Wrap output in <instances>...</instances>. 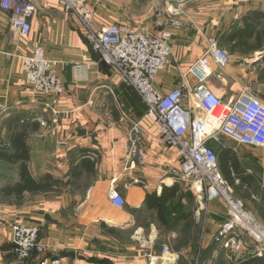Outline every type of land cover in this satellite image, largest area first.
I'll return each instance as SVG.
<instances>
[{
  "label": "crops",
  "instance_id": "crops-1",
  "mask_svg": "<svg viewBox=\"0 0 264 264\" xmlns=\"http://www.w3.org/2000/svg\"><path fill=\"white\" fill-rule=\"evenodd\" d=\"M250 2L202 0L188 9L193 20H183L181 28L171 29L173 60L187 68L202 54L207 38L233 45L226 38L243 28L244 18L254 11L264 14L261 1ZM86 5L99 13L97 26L115 21L156 34L155 23L166 18L165 11H160L166 6L162 0H95V4L86 0ZM199 10L207 13L206 22L198 21L202 20ZM126 11L134 14L127 18L115 14ZM139 12L149 14L138 18L135 13ZM38 47L55 63L64 87L54 103L32 92L21 66V57ZM240 49L246 54L238 61L247 62L246 68L239 69V62L233 60L225 81L216 86L233 95L248 84L264 104V57L259 60L260 54L249 56L252 51ZM75 64L82 66L79 81L73 78ZM177 77L172 63L157 87L162 84L170 90ZM145 111L116 72L99 61L76 18L66 15L54 0L37 1L27 39L12 33L7 14L0 11V264H164L173 260L172 264H233L246 258L248 246L230 258L214 242L218 225L226 219L222 201L208 202L202 211L192 191L188 200L178 199V191L175 198L158 204L165 191L188 185L170 176L177 167L173 151L160 141L151 121L140 124L144 162L125 170L127 137L132 123L141 121ZM226 142L231 147L223 148L233 150L248 180L240 187L235 178L231 187L264 231V145L253 148ZM16 144L25 147L31 179L49 176L59 180L60 186L43 193L5 194L4 189L20 181L22 162L4 160L1 155L21 154ZM112 181L125 200L122 208L108 200ZM171 202L179 209L190 204V209L167 210ZM13 224L37 228L44 253L33 252L19 260L11 241ZM164 247L167 254L162 252Z\"/></svg>",
  "mask_w": 264,
  "mask_h": 264
},
{
  "label": "built area",
  "instance_id": "built-area-1",
  "mask_svg": "<svg viewBox=\"0 0 264 264\" xmlns=\"http://www.w3.org/2000/svg\"><path fill=\"white\" fill-rule=\"evenodd\" d=\"M37 1L0 0V11L7 14L10 30L20 39L30 36ZM54 1L66 15L76 18L99 61L111 67L121 83L130 88L146 108L143 119L132 123L127 137L125 170L144 162L145 149L139 142L140 124L144 120L151 121L160 141L173 151L177 163L170 172L173 180L188 185L202 211L206 210V203L213 200L224 204L226 219L218 225L214 242L230 258L247 246L249 254L262 256L264 231L226 182L210 145L222 138L237 146L264 145V104L253 88L243 85L238 93L228 95L216 86L225 81L231 57L214 38H207L202 54L183 69L181 63L173 60L170 44L171 29L181 28L183 21L162 19L155 23L156 34L119 22L95 27L86 0ZM262 57L264 53L259 55V60ZM172 63L178 72V82L170 90H165L162 84L157 87L158 79L169 71ZM21 66L34 94L49 97L54 103L64 93L55 63L45 58L42 48L22 56ZM246 66L247 62L237 65L239 69ZM81 67L78 64L72 67L75 81H79ZM38 121L44 125L42 119ZM107 196L114 207H124L125 200L114 181L110 183ZM11 241L19 260L27 259L33 252L44 253L46 249L35 227L13 224ZM162 252L167 254L168 248L164 247Z\"/></svg>",
  "mask_w": 264,
  "mask_h": 264
},
{
  "label": "trees",
  "instance_id": "trees-1",
  "mask_svg": "<svg viewBox=\"0 0 264 264\" xmlns=\"http://www.w3.org/2000/svg\"><path fill=\"white\" fill-rule=\"evenodd\" d=\"M243 25L242 29L226 38L227 42H232L233 45H237L245 51H253L262 48V42L264 40V14L258 11L249 13L247 17L244 18ZM16 146L17 148H22L21 154L9 157L1 155L5 158L4 160H9L11 162L20 160L22 162L20 166V181L14 186L4 189L3 192L5 194L21 195L24 192L43 193L60 186L61 182L59 180H53L49 176L44 177L41 181L31 179L26 168L28 156L25 147L20 144H16ZM221 148L219 156L217 157L219 169L226 182L230 186H233L234 179L237 178L239 179L240 187H243L244 184H248V180L243 177V173L239 169V160L234 155L233 150L223 148V146ZM178 191V186H174L170 190L165 191L162 197L157 199V201H160L158 204H165L168 200L175 198ZM158 210L159 215L162 216L161 209ZM248 256L249 255H247L245 259L238 260L233 264H264V259L253 255L250 257Z\"/></svg>",
  "mask_w": 264,
  "mask_h": 264
},
{
  "label": "rangeland",
  "instance_id": "rangeland-1",
  "mask_svg": "<svg viewBox=\"0 0 264 264\" xmlns=\"http://www.w3.org/2000/svg\"><path fill=\"white\" fill-rule=\"evenodd\" d=\"M97 1L98 2H102L103 0H97ZM162 1L164 3H166V6L163 7L162 9H160V11H162V12L165 11V13H166L165 14V17L166 18H172V19L173 18L174 19L177 18V19H180L181 21H183V20L189 21V19H192V17H189L188 14L186 13V11L188 9H190L191 7H193V6L199 5V3L202 0H162ZM203 1H205V0H203ZM255 1H261L260 2L261 6L264 5V0H251L250 3L253 2L255 4ZM93 2L95 4V0H93ZM159 13H161V12H159ZM92 14H93V21H94L93 23H94V26L95 27H98L97 24L95 23V17H98L99 15H97V14H99V13L98 12H92ZM115 14L119 15L120 17L127 18V16L128 17H131V15L134 14V13L129 12V11H126V12H120V13H115ZM135 14H136V16H137V14H139L137 17L140 18V16L141 17L148 16L149 13L139 12V13H135ZM206 14H207L206 12L199 10V17H201L202 20H198V21L206 22V19H207ZM151 15L154 16L153 18H156V13L155 12L154 13L152 12ZM177 19H175V20H177ZM113 22H115V21H112L110 23H113ZM218 45H219V47L222 50H224L231 57V60L232 61L233 60L238 61L242 55H245L246 54V53L245 54H242L241 53L242 51H241L240 47L233 46L231 44H222V43L220 44V42H219ZM252 52L251 53H247V54L249 56H250V54H252V55L261 54V53L264 52V49H261L260 48V49L253 50ZM238 62L239 63L237 65H239L240 63H243V61L242 62L241 61H238ZM210 145H211V148L213 149V151L215 152V154L217 156H219V153H220V151L222 149L221 148L222 146L231 147V146H229V143H227L224 138H222L218 142H213ZM186 187H185V185H182V187L180 188L179 193H178V199L180 197L181 198L184 197L185 200H188L189 199V196H190V193L189 192H191V189L189 187H187V188ZM188 188H189L190 191L188 190ZM236 196L238 197L239 194L236 193ZM168 207L173 212H176V211L180 212L181 210L186 212V211H189L190 204L187 205V206H185V207H183V208H181V209H179L180 206L178 204H176L175 202H171L170 205H167L166 206L167 210H168ZM190 255H192V254H190ZM248 255H249L248 257H250L252 255L255 256V257H258L256 254H248ZM258 258L264 259V254L262 256H259Z\"/></svg>",
  "mask_w": 264,
  "mask_h": 264
},
{
  "label": "bare ground",
  "instance_id": "bare-ground-1",
  "mask_svg": "<svg viewBox=\"0 0 264 264\" xmlns=\"http://www.w3.org/2000/svg\"><path fill=\"white\" fill-rule=\"evenodd\" d=\"M172 260V259H171ZM170 264H172V263H174V260L172 261V262H169ZM169 263H167V261H165V263L164 264H169Z\"/></svg>",
  "mask_w": 264,
  "mask_h": 264
}]
</instances>
